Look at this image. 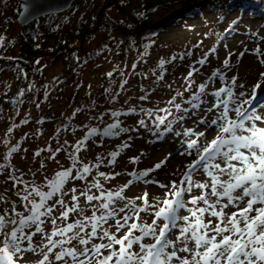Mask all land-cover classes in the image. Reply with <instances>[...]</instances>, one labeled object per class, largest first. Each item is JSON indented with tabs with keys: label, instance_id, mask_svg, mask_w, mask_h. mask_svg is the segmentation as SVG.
<instances>
[{
	"label": "snow or ice",
	"instance_id": "1",
	"mask_svg": "<svg viewBox=\"0 0 264 264\" xmlns=\"http://www.w3.org/2000/svg\"><path fill=\"white\" fill-rule=\"evenodd\" d=\"M261 5L264 7V0ZM4 47L5 38L0 36V48ZM255 52L259 55L260 49ZM4 58L0 56V59ZM176 58L161 59V73L166 71L165 65ZM205 62V59L199 61L201 65ZM260 63L264 64V60ZM224 66L229 67L228 59ZM193 71L198 69L193 68L189 77ZM107 75L111 77L113 73ZM212 75L224 79L219 69ZM261 78L264 82V73ZM158 79L163 80V75ZM261 82L253 87L249 99L236 102L232 108L229 102L235 100V77L231 79V86L212 93L217 100L208 111L223 105L222 111L215 118L202 119L200 123L206 128H214L216 135L210 141L202 142L200 138L205 132L186 130L185 135L197 138L188 141L187 151L181 154H194L196 159L186 165L179 183L172 180L165 184L146 179L162 167L163 161L140 173H129L135 181L157 184L165 190L164 198H156L155 202L149 200L147 192L135 198L125 196V189L133 184L132 179L116 191L104 187L100 178L110 180L114 176L99 171V168L105 160L115 165L120 150L109 153L110 159L98 157L95 164L85 163L79 155L86 150L87 142L96 137L102 143L104 138L128 133L130 129L122 126L120 117L138 114L135 107L127 112L111 111L113 122L102 129L89 127L84 138L73 145L70 152L65 147L67 141L56 149L48 147L35 152L34 155L39 157L47 151L51 154L49 158L55 159L56 153L64 150L71 163L67 168L61 166L52 177L45 176L42 185L25 181L23 174H14L15 169L9 174L14 188L22 185L16 195L24 210L17 211L13 205L0 214V264H21L26 253L40 257L36 264H264V126H260L264 124V115L252 108V101L259 99L256 90ZM125 84L127 80L120 85L121 89ZM239 87L243 88V85ZM205 88L206 85L201 84L199 93L187 101L191 109H198L203 103L201 94L205 93ZM105 91L113 101L119 95H112L110 89ZM145 92L141 100L148 99L147 90ZM224 94L227 101L221 99ZM19 95H24L23 90ZM168 104V108L159 109L164 115H156L154 120L157 128L164 125L166 131L171 129L168 117L173 108L178 112L188 111L175 103V97ZM36 106L40 105L37 103ZM81 111V108L75 109L72 116ZM139 112L149 117L155 115L153 110L143 107ZM23 123L27 124L28 120ZM139 125L146 127L145 120L140 119ZM12 131L10 127L8 133ZM5 144L9 141L5 140ZM122 147L128 145L125 143ZM20 150L19 144L10 146L4 159L10 161ZM10 167V163L0 164V170ZM44 167L42 161L41 168ZM199 174L205 175L206 179L194 180ZM90 176L92 180L88 182ZM77 180L86 183L80 189L67 187ZM197 189L200 195H192ZM69 194L70 200L66 199ZM3 199L0 196V200ZM182 212L188 214L182 215ZM142 213L152 216L151 223L142 218Z\"/></svg>",
	"mask_w": 264,
	"mask_h": 264
},
{
	"label": "rangeland",
	"instance_id": "2",
	"mask_svg": "<svg viewBox=\"0 0 264 264\" xmlns=\"http://www.w3.org/2000/svg\"><path fill=\"white\" fill-rule=\"evenodd\" d=\"M78 1L73 4L70 10L64 13L51 15L53 16L51 18L53 24H60L61 28L64 30L65 28L73 27L75 23L81 21L85 22L87 25L90 19L96 18L100 8L105 5V0ZM209 1L211 2V0ZM262 8L264 10V7ZM20 10V0H0V36L5 38V51L8 49V42H12L14 35L19 33L21 28H23L17 24ZM174 11L175 8L173 7L159 9L157 14L153 17L157 20L167 17ZM231 11L232 13L226 17L223 24L219 21V12L211 11L206 4L200 7L195 17L180 16L176 24L172 27H167V29L160 34L158 37L159 42L155 47L152 57L147 59V65L144 63L143 66L139 64V69L136 71L139 72V74H134L132 80H130V84L127 85L130 89L125 90V96L134 97L135 93H137L144 84L150 83L160 85L159 89L155 88V92L150 96V99L152 101L163 102V100H167L166 98L168 95L174 93L173 89L175 87H183V89L191 87L197 90L201 84H205V89L208 90V93L205 96H201L203 103H201L198 108L201 119L189 120V124L191 125L189 129L193 130L195 133L205 132V136L200 138L202 142H207L214 138L216 135L215 129L206 128L205 125L200 123L202 119L211 120L215 118L219 112L222 111L223 105L218 109L208 111L217 100L212 93L221 87L231 86V79L235 77L237 81L234 87L235 100L229 102L230 108L235 107L236 102L251 97L253 87L258 82H261V73H264V64L260 63L261 60H264V13H261V11L249 5L243 7L239 4ZM109 13L113 14L115 10H110ZM216 28H221L222 30L226 29L228 33H226L227 35L219 42L214 44L213 41L216 38L213 37V34L218 32L214 30ZM102 42V38H98L97 41L96 39L93 40L91 45L86 41L83 48L86 51L92 47L97 48ZM213 44L214 46H211ZM4 48L2 49V53H5ZM257 48L260 49L259 55L255 52ZM118 49H120L118 44L111 45L108 50L110 51L109 55L104 52L95 64H89L83 72L86 75L85 80L88 84L86 88L88 92L91 91L90 89L93 90L92 97L97 105L103 102V96L100 93L101 91L92 87L100 81L99 76L102 74L99 72H109L112 69L111 62L121 61L123 66H127L129 62L123 55H120V50ZM241 53H243V55H241ZM9 54L13 55L12 52ZM137 54H142V51L136 53L134 57H136ZM181 54H183V59H180ZM173 56L177 58L165 65L167 73H161L159 61L161 59L169 61ZM201 59L206 60L205 64L201 65L199 63ZM225 59H228L229 67L224 66ZM39 68L42 73V78L45 79L44 82L50 79L53 80L46 84L44 95L38 103L40 106L36 107V110L27 107H21V109L18 110V117H16L14 121L12 133H8V129H6L4 125L0 126V164H3L4 152L8 151L10 146L19 144L21 150L13 154L10 161L17 166L19 174H23V177L29 179L34 178L35 180L39 179L43 182L45 176L52 177L56 171L60 170L62 164H64L63 167L67 166L65 163H68V154L66 151L61 150L56 153L55 159H50L49 156L51 154L47 151L42 152L39 157L34 155L35 152L40 149H47L48 147L56 149L58 146L64 145V141L70 143V148L72 149L73 145L84 138L85 130L82 132L79 131L78 128H74L68 131V133H64L62 129L64 121L72 117V123L74 121L80 124L88 121L89 117L86 115V110H83V97L77 96L73 98V86L70 84L71 82L61 80L62 77L61 74H59L62 71L61 64H55L51 59H48L45 60L43 64H40ZM193 68L198 69V71H193L192 75L189 77V72L192 71ZM217 69L220 70L224 79H221L220 76L212 75ZM161 74L165 75L163 80L158 79ZM11 78L10 73L4 74L1 86L7 88L11 85ZM240 85H243V88L239 87ZM262 85H264V82L260 83V87ZM45 93H47V97ZM241 93H243V95H240ZM256 94L259 99L252 101V108L259 114L264 115V92H259L257 89ZM221 99L227 101L228 97L224 94ZM178 100L181 101L180 98ZM245 107H248V105H245ZM77 108H81L82 111L73 117L72 114ZM230 115L234 117L235 113L230 112ZM23 119H27L28 123L24 124L21 122ZM53 119H55L56 122L53 121ZM41 120H43L44 123H39ZM181 123L184 124V122ZM15 125L19 126L15 127ZM260 126H264V124ZM181 130L177 134H172L166 139L164 138L159 142L160 144L153 149H150L147 137L143 134H140L141 136L133 134L130 137L132 142L129 143L131 148L127 150L124 156L117 157V162L114 165L115 168H111V164H109L107 160L101 164L99 168L100 171H106L108 175L114 176L112 182L108 180L103 182L105 188L116 191L132 179L133 184L125 189L124 192V195L128 198L142 196L144 192H147L149 194V200L152 202H155L156 198L163 199L165 193L164 189L159 188L157 184H145L143 181H135L129 173H140L144 170L154 168L156 164L163 161L162 167L151 172L146 179L165 184H168L172 180H176L177 183H179V177L185 171L186 165L196 159L194 154L189 156L186 154L182 155L181 153L187 151L186 146L188 141L197 138L195 135H185L186 130H188L187 128ZM124 139L115 142V144H103L100 147L98 146L99 148L94 147V144H90V146L86 147V150H84V155H86L84 160L86 163L95 164L98 157L110 159L108 154L111 153V149H115L116 147H121L122 149L124 144L122 145L121 142H125L123 141ZM5 140L9 141V144L6 145ZM25 149L27 151H24ZM67 150L70 152L68 148ZM134 160L135 162H133ZM42 161L45 164L43 169L41 168ZM2 172L6 177L8 172L6 170H0V173ZM116 173H120V175H115ZM193 179L204 181L206 177L203 174H199ZM85 183L86 182H82L79 189L82 188ZM13 192L11 184L9 183L7 185L3 183L0 186V196L4 198L0 200V214H2L5 209H11L13 205H15L18 211L24 210L19 197L14 195ZM70 195L71 194H69L67 198L69 200ZM192 195H200V190H194ZM137 203H140V201H137ZM88 214L90 215L91 213L89 212ZM181 214L187 215L188 213L182 212ZM141 215L145 221L151 223L152 216L144 213ZM50 227L49 225V228ZM38 259H40L39 256L26 253L25 259L21 261V264H36Z\"/></svg>",
	"mask_w": 264,
	"mask_h": 264
},
{
	"label": "trees",
	"instance_id": "3",
	"mask_svg": "<svg viewBox=\"0 0 264 264\" xmlns=\"http://www.w3.org/2000/svg\"><path fill=\"white\" fill-rule=\"evenodd\" d=\"M208 1L209 0H105V5L100 8L96 18L90 19L87 25L85 22L81 21L75 23L73 27H68L64 30L61 28L60 24L54 25L53 21H51L53 16H50L40 19L28 27L21 28L20 32L14 35L12 42H8L7 51H5L4 48L5 53H2L3 48H0V56L5 57L4 59H0V69H2L0 70V126L4 125L6 129L10 127L14 129V121L16 117H18V110H20L21 107L34 110L37 109L36 105L41 101V97L44 95L46 84L53 80L50 79L44 82L45 79L42 78L39 66L43 64L45 60L51 59L55 64L62 65V71L59 74H61V80L71 82L70 84L73 86V98L77 96L83 97V110H86V115L89 117L88 121L80 124L74 121L72 123V119L69 120V118H67L62 126L64 133H68L71 129L78 128V130L82 132L85 130L84 134H86L87 129L92 126L102 129L107 124L113 122V118L110 116L111 111L119 110L127 112V110L132 107L137 109L138 114L120 117L123 121L122 126L130 129L128 133H122L118 137L104 138L102 143L100 142V138L96 137L87 142V147L90 146V144H94V147L99 148L103 144H115V142H119L125 138L123 140L125 142L121 143L122 145L126 143L128 147H123L122 149L121 147H116L115 149H111L112 151L121 149V155L119 156L121 157L131 148L129 143L132 142L130 137L133 134H143L148 139L147 142L150 145V149H153L160 144L159 142L164 138L166 139L172 134L179 133L181 129H189L191 127L189 120L201 119L200 113L198 112L199 110L191 109L190 105L187 103L193 94L199 93V89L194 90L191 87L188 89L175 87L173 89L175 94L168 95L166 98L167 100H163V102L152 101L150 99V96L155 92V88L159 89L160 85L146 83L135 93L134 97H126L125 90L130 89L127 85L130 84V80H132L134 74H139V72H136L139 69V64H142V66L143 63L147 65V59L152 57L155 47L159 42L158 37L160 34L167 29V27H172L176 24L180 16L195 17L200 7L205 4L209 6L211 11L219 12V21L221 24H223L226 17L232 13L231 10L236 8L238 4L243 7L249 5L258 9L261 13H264L261 0ZM78 2L82 1L79 0ZM170 7L175 8L172 14L157 20L154 19L153 16L157 14L159 9H168ZM110 10H115V13H109ZM214 30L218 31L216 34H213V37L216 38L213 41L214 44L219 42L227 35L226 33H228L226 29L222 30L221 28H216ZM98 38H102L103 42L100 43L97 48L92 47L87 51L84 50L83 46L86 41L91 45L93 40L96 39L97 41ZM117 44L120 46V49H118L120 50V55H123L129 62L127 66H123L121 61L111 62L112 69L109 72H99L102 74L99 76L100 81L92 87L101 91L100 93L103 96V102L97 105L92 97L93 90L90 89L91 91L88 92L86 88L88 84L85 80L86 75L83 72L89 64H95L104 52L109 55L110 51L108 50L110 46ZM214 44L211 46H214ZM139 51H142V54H137L136 57H134ZM10 52H12L13 55H10ZM145 53L147 54L145 55ZM7 57H12L13 59H6ZM134 65L135 67H133ZM110 72L113 73L111 77L107 75ZM7 73H10L12 78L10 82L11 85L5 88L1 86V84L3 82V75ZM163 73L166 74L167 72L165 71ZM164 76L165 75H163V77ZM125 80H127V84L121 89L120 85ZM106 89H110L112 95L119 93L114 101L110 98L109 93L105 91ZM22 90L24 92L23 96L19 95ZM145 90L148 92V99L141 100L140 97L146 94ZM258 90L259 92H264V85ZM207 93L208 90L205 89V93L201 94V96H205ZM173 97H175L176 104H181L182 108L188 109V111L178 112L173 108L172 115L168 117V120L171 121V129L166 131L164 125H160L159 128H157L154 124L156 115H164V113L159 112V109L168 108V101L172 100ZM179 98L181 101L178 100ZM141 107L153 110L155 115L149 117L144 113H140L139 110ZM178 117H183V119L179 120L177 119ZM140 119L145 120L146 127L139 125ZM24 120L25 119L21 120V122ZM53 121L56 122L55 119H53ZM181 122H184V124ZM65 146L69 151H72L70 143L67 142ZM7 152L8 151H5L3 154V164L10 163L11 167L6 170L8 172L6 177L3 172L0 173V186L3 183L6 185L8 183L11 184L14 191L13 193L16 195V191L18 188L22 187V185L14 188L13 181L9 179V174L13 172V169L17 170L14 173L15 175L20 176L21 174H19L17 166L12 161L4 159ZM84 154L85 152L83 151L79 155L86 163L84 160L86 155ZM67 161L68 163H65L67 166L64 168L70 166L71 162L69 158H67ZM63 165L64 164H62V166ZM110 167L115 168L112 164ZM104 172L106 173V171ZM94 174L98 176V172L95 170ZM109 176L113 175L109 174ZM22 178L25 181H34L36 184L41 185L45 180V177L43 178V182L39 179L35 180L34 178L29 179L23 176ZM100 179L102 183L106 181L103 178ZM113 179L108 181L112 182ZM91 180L92 177L90 176L88 182H91ZM82 182L85 181L77 180L70 182L67 187H76L79 189ZM67 198L68 197H66V199Z\"/></svg>",
	"mask_w": 264,
	"mask_h": 264
},
{
	"label": "water",
	"instance_id": "4",
	"mask_svg": "<svg viewBox=\"0 0 264 264\" xmlns=\"http://www.w3.org/2000/svg\"><path fill=\"white\" fill-rule=\"evenodd\" d=\"M78 0H20V13L17 24L23 28L28 27L37 20L64 13L71 9ZM31 5V7H28ZM27 8V10H26Z\"/></svg>",
	"mask_w": 264,
	"mask_h": 264
}]
</instances>
